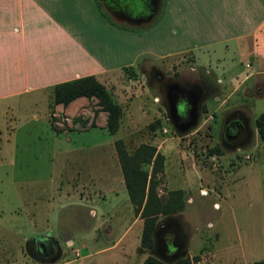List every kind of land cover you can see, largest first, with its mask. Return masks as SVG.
I'll return each mask as SVG.
<instances>
[{
    "label": "rangeland",
    "instance_id": "obj_1",
    "mask_svg": "<svg viewBox=\"0 0 264 264\" xmlns=\"http://www.w3.org/2000/svg\"><path fill=\"white\" fill-rule=\"evenodd\" d=\"M166 3L155 0L150 23L130 21L128 26L104 20L101 27L97 25L104 67L97 80L104 86L109 81L107 91L120 109L114 134H108L102 116L98 115L100 109L93 107L98 106L97 100L89 101L87 110L68 119L63 113L55 115L51 94L41 91L0 101V206L7 208L8 213L17 212L16 192L23 189L25 192L32 185H58L59 176L64 179L69 168L77 170L72 177L74 182L79 173L81 177L83 167L79 159L57 155V149L62 147L58 132L71 137L72 146L87 144L95 137L104 140L102 185L123 181L113 143L108 139L122 140L128 152L140 143H147L163 155L158 193L165 196L168 190L179 188L185 198L181 211L168 218L158 217L157 246L152 254L166 263L186 254L199 257L192 264H264V140L259 138L254 123L264 113V74L245 77L248 72L240 70L244 64L253 62L242 59L235 63L239 58L234 52L236 47L233 42L226 43V59L234 64L225 84L226 93L233 92L229 100L220 105V101L211 99L213 94L209 98L205 95L194 109V123L174 128L164 107L162 86L192 81L194 87L206 89L205 83L213 78V73L208 70L207 75L198 69L215 67L214 62L207 64L213 54L211 47L203 46L208 36L202 29L195 38L179 36L183 27L180 24L178 27L176 19L180 11H190L191 0ZM214 32L219 34L218 30ZM222 32L224 36L239 31ZM213 49L218 58L222 57V46ZM192 66L195 71H191ZM259 67L264 69V64ZM255 70L252 65L251 72ZM235 119H239L245 136L238 141H224L223 127ZM90 157L93 162L94 155ZM89 176L85 180L88 185ZM92 221L84 207L60 209L51 218L48 229L40 232L41 237H48L57 245L56 253L43 258L34 251L31 228L16 230L7 225L5 236L14 244L18 241L21 256L13 255L26 264H137L139 256L130 246V234L136 231L139 234L140 224L124 236L122 243H126L111 248L109 240H114L127 223L117 218L115 224L106 222L105 226L112 225V230L108 228L111 235L106 240L94 241L81 232ZM64 230L86 236L82 240L86 248L76 243L69 245ZM176 230L180 234L178 240L170 237ZM167 239L168 243L180 242L171 254L157 249ZM227 243H231V249ZM121 247L127 250L121 252Z\"/></svg>",
    "mask_w": 264,
    "mask_h": 264
},
{
    "label": "crops",
    "instance_id": "obj_2",
    "mask_svg": "<svg viewBox=\"0 0 264 264\" xmlns=\"http://www.w3.org/2000/svg\"><path fill=\"white\" fill-rule=\"evenodd\" d=\"M163 1L164 4L167 2ZM201 1L200 3V0H191L190 11H180L176 24L183 27L179 35L183 38L197 37L200 29L207 34L208 42L203 46L211 47L213 54L207 64L214 62L215 69L201 66L198 70H204L207 75L210 73L208 70L213 73V78L205 83L204 95L209 98L210 94H213L211 99L220 101L221 105L226 103L233 93H226L225 85L231 76L230 68L234 65L226 59L228 50L225 47L229 42H233L236 47L234 52L239 57L233 59L235 63H240L242 59L253 62L244 64V69L240 70L241 73L248 72L245 77L264 74V69L259 67L264 64V0H212V6L211 0ZM154 7L155 0H0V101L9 96L35 91L52 96V87L55 84L84 76H92L98 81L104 67L103 51L96 34L97 25L101 27L104 20L109 24L116 22L119 25L123 22L128 26L130 21L138 24L150 23ZM214 29L218 30L219 34H216ZM127 30L130 31V28L127 27ZM225 30L239 32L223 36L222 31ZM218 45L224 48L220 58L213 49ZM192 47H195V44ZM252 65H255V72H251ZM191 71H195L193 66ZM106 83L109 81L105 82L107 89ZM91 100L92 103L96 102L94 97H78L65 106L54 103L53 110L55 115L63 113L68 119L80 114L81 110H87ZM98 115L102 116L105 122L106 113L99 111ZM57 135L62 145L57 149V155L79 159L83 167L80 171L81 177L79 173V179L74 182L72 177L76 175L77 170L69 168L64 179L59 176L58 185H32L31 189H26L25 192L22 188L21 192L17 190V212L8 213L7 208L0 206V264H26L18 261L13 255L15 253L21 256L20 245L18 241L14 244L6 239L7 225L16 230L31 228L33 238L42 236L40 232L48 229L53 215L67 206L87 209V214L93 221L81 232L88 234L94 241L106 240L111 235L108 228L112 230V225L105 226L106 222L115 224L116 218L119 221L124 220L127 226L114 240H109L112 243L111 248L126 243H122L124 236L131 232L134 225L140 224L139 234L138 231L130 234V246L135 249L136 256H139L137 264H142L144 258L152 254L153 250L144 249L139 245L142 219L133 213L123 181L117 182V185H102L104 168L103 162L101 164V148L106 143L103 139L95 137L87 144L72 146L71 137L59 132ZM109 141L113 143L112 139H108ZM92 154L93 162L90 157ZM87 174H90L89 185L85 182ZM102 190L106 193H102ZM105 194L107 195L104 196ZM156 232L153 234L154 246ZM82 235H72L69 230L63 231L69 245L76 243L85 249L82 240L86 236ZM23 239L22 237L21 240ZM10 246H15V249ZM178 248L174 242L162 251L171 254ZM227 248H232L231 243H227ZM125 250L127 249L122 247L120 249L121 252Z\"/></svg>",
    "mask_w": 264,
    "mask_h": 264
},
{
    "label": "trees",
    "instance_id": "obj_3",
    "mask_svg": "<svg viewBox=\"0 0 264 264\" xmlns=\"http://www.w3.org/2000/svg\"><path fill=\"white\" fill-rule=\"evenodd\" d=\"M52 97L55 104L65 106L78 98L94 97L100 111L106 113L105 125L108 134H114L118 129L120 109L104 85L92 76H84L55 84L52 87ZM258 136L264 140V113L255 118ZM114 152L120 169L121 177L133 213L142 219V229L139 245L154 251L153 234L160 224L158 217H170L182 210L185 204L182 189H171L161 196L158 193L159 175L163 169V155L156 147L147 143L138 144L128 152L120 139L113 141ZM146 167H149L147 170ZM197 255H182L166 263L153 254L147 255L142 264H192L198 262Z\"/></svg>",
    "mask_w": 264,
    "mask_h": 264
},
{
    "label": "flooded vegetation",
    "instance_id": "obj_4",
    "mask_svg": "<svg viewBox=\"0 0 264 264\" xmlns=\"http://www.w3.org/2000/svg\"><path fill=\"white\" fill-rule=\"evenodd\" d=\"M168 84V83H167ZM166 83L162 86L163 89V98H164V107L168 113V119L171 121V124L174 128L187 127L194 123L195 114L194 109L197 105V102L205 95V89L200 90L197 87H194V83L190 81L188 84H176L167 85ZM222 139L224 141H238L243 139L245 136L244 130L240 125L239 119H235L227 123L223 127ZM170 237L175 238V240L180 239V234L176 230V233ZM155 249L157 246V236L158 232L155 233ZM170 239V238H169ZM42 243V245L40 244ZM179 241L177 243L179 245ZM34 251L38 257H47L56 253L57 245L51 241H33ZM173 243H168V239L157 249L164 250L171 246ZM161 250V251H162Z\"/></svg>",
    "mask_w": 264,
    "mask_h": 264
},
{
    "label": "water",
    "instance_id": "obj_5",
    "mask_svg": "<svg viewBox=\"0 0 264 264\" xmlns=\"http://www.w3.org/2000/svg\"><path fill=\"white\" fill-rule=\"evenodd\" d=\"M48 241L49 238L48 237H41V236H38V237H35L33 241ZM42 245V243H40Z\"/></svg>",
    "mask_w": 264,
    "mask_h": 264
},
{
    "label": "bare ground",
    "instance_id": "obj_6",
    "mask_svg": "<svg viewBox=\"0 0 264 264\" xmlns=\"http://www.w3.org/2000/svg\"><path fill=\"white\" fill-rule=\"evenodd\" d=\"M216 206V205H215Z\"/></svg>",
    "mask_w": 264,
    "mask_h": 264
}]
</instances>
